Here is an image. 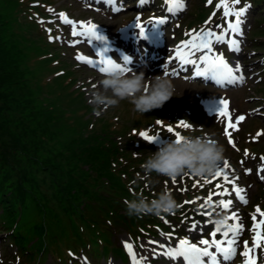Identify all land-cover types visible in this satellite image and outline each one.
Returning <instances> with one entry per match:
<instances>
[{"label":"snow or ice","instance_id":"obj_1","mask_svg":"<svg viewBox=\"0 0 264 264\" xmlns=\"http://www.w3.org/2000/svg\"><path fill=\"white\" fill-rule=\"evenodd\" d=\"M101 0H96V3H100ZM107 4L112 5L113 12H119L122 10L123 5L116 6L117 0H106ZM149 3V0H138V6L143 7ZM241 0H219L215 5V11L208 20L205 21V26L211 23L213 17L216 16L217 11L222 10L223 23L215 25L213 28H201L200 31L195 29L185 32L186 40H182L173 49V54L164 66L163 75L166 77L175 76L179 77L181 72H187L188 66L192 68V79L202 78L206 81L214 82L217 86L223 88L226 85H242L245 82V76L243 68L239 62L234 65L230 64L225 58L223 53H217L215 51L216 45H226L229 52L239 54L241 52L242 38L244 36L243 25L246 23V15L250 5L245 4L243 7H237L240 5ZM213 0H206L205 6H211ZM165 11L168 14L163 17H152L147 22H141V16L137 15L135 21L131 25L134 29L138 30L140 38H145L146 32L151 29L153 31H162L168 21V16H175L186 10V0H164ZM92 7V5H88ZM99 10V9H96ZM50 13L54 12V9L49 8ZM59 22L63 25L70 26L71 36L74 38L70 44L72 47H76L81 42L92 44L94 41L104 45L99 50L95 51V56L98 59H92L83 54L77 53L75 60L81 65L90 66L93 69H97L99 73L106 76L119 74L121 76L131 73V69L128 67L132 63V59L123 55L118 62L111 58L108 53L110 48L108 47V41L104 34L99 31V26L89 21H75L70 19L67 13L60 12L58 14ZM39 23L43 24V20H39ZM219 29V31H217ZM49 32V41L59 40L61 37H52L51 30L46 29ZM199 54V55H197ZM175 62L176 68L171 72L168 71V65ZM188 79V77H185ZM230 101L223 98H218L212 101L211 110L215 112L216 117H219L224 123L223 135L227 138L228 144L236 149L235 142L233 140V133L239 131V125L245 121L246 116L240 115L234 117L230 111ZM259 113L260 109L253 110ZM161 125V122H157ZM177 128L191 129L192 125L181 120L176 126ZM166 131L169 134L175 136L176 142L182 141V135L176 131L173 127H167ZM140 137L148 143H153L160 139V136H151L148 132L139 133ZM264 135V131L257 132L256 136ZM255 142V138L253 140ZM238 150V149H236ZM250 153L247 149L244 151V156L249 157ZM255 159V157H252ZM261 161L260 166L256 169L257 178L264 182V156L259 157ZM241 164L244 161L240 162ZM230 168L228 160H224L222 164L217 167L214 174V178H219L223 181V184L216 183V189H222L216 192H209L204 203L200 206L205 211L200 214L208 217L206 223L214 225L210 231L208 238L204 236V225H201L197 221L189 225L188 231L195 232L200 238L197 242H192L188 238H180L175 245L171 244L173 238L172 233H162L169 241L168 244L158 243L157 241L149 240V245H155L152 249L153 258L164 257L171 264H232L238 254V248L242 246V251L239 252L241 257V264H261L264 261V210L257 205L250 218L252 220V226L248 231L252 234L251 244L248 240H243L241 243V236L245 231V227L241 222L239 213L233 210L234 200L243 205L248 204L246 196V189L238 186L237 181L239 177H232L227 171ZM234 171V170H233ZM252 169H246L245 174H251ZM172 183L176 184V177L171 178ZM212 181L205 179L204 184H211ZM224 185H230L231 190ZM198 186V185H194ZM186 189H181L185 191ZM222 197L218 202L213 201V197ZM223 197H230L224 199ZM196 200L185 201V204L196 203ZM184 205L182 204V207ZM207 209H212L208 211ZM219 209L220 211H216ZM217 216L223 214L224 221L222 224H217L211 219L213 213ZM161 219H164L161 217ZM231 221V223H229ZM183 222V221H182ZM165 223L167 221L165 220ZM220 238H217V237ZM122 247L128 254L131 264H147V256H137L134 251V245L129 240L122 241ZM158 249V250H157ZM70 256H74L69 252ZM83 264H88L87 258H81ZM2 264V262H0Z\"/></svg>","mask_w":264,"mask_h":264},{"label":"trees","instance_id":"obj_2","mask_svg":"<svg viewBox=\"0 0 264 264\" xmlns=\"http://www.w3.org/2000/svg\"><path fill=\"white\" fill-rule=\"evenodd\" d=\"M7 4L8 2L0 3V88L10 87L16 91L19 105L21 104L22 111H25L22 116L23 123L28 120L31 122L30 137L45 150L46 144L51 143L48 147H54L57 152L42 158L32 155V152L36 153V151H30V147L26 144L19 147V140L13 139L20 148L18 150L12 148L13 151L29 155L30 158L37 160L35 161L37 165L38 163L46 165L41 172L45 173L49 183L28 184L26 174L1 155L0 216L2 215L1 219L9 227L20 218L16 227L19 231L16 235L14 231V238L22 246L34 241L36 246L43 248L49 241L53 244L56 237L66 239L69 235L75 238L76 244L82 245L79 228L71 218L73 213L80 215L78 213L80 203H86L87 212L94 219L97 218L99 211L103 212L104 208L112 211L114 207L111 200L98 195V191L89 190L95 187H91V182L88 181L89 177L93 176V171L87 165L101 163L98 156L103 155L104 147L102 144L95 146L98 141L96 136L87 143L72 136L57 139L58 133L53 131L55 126L49 125V122L54 120L50 116L51 113L37 108V103L33 99L34 88L38 94H42L43 90L37 85L39 81L36 75L26 67L22 59L17 44L27 41L23 36L12 32L11 28L15 22L12 12L15 5L13 4L12 7ZM55 123L54 120L53 124ZM23 135L27 136L25 132ZM27 138L29 139L28 136ZM56 141L60 142V148L55 146ZM30 144L36 149L32 142ZM103 176L108 175L99 171L97 177L100 179ZM108 180L109 183L112 182L110 176ZM93 183L96 185V182ZM114 186L118 185L114 183ZM100 188L106 191L111 189L102 185ZM27 202L32 204L31 211L35 214L27 208ZM85 231L91 238L96 235L89 228ZM102 238L108 243L106 235L103 234Z\"/></svg>","mask_w":264,"mask_h":264},{"label":"clouds","instance_id":"obj_3","mask_svg":"<svg viewBox=\"0 0 264 264\" xmlns=\"http://www.w3.org/2000/svg\"><path fill=\"white\" fill-rule=\"evenodd\" d=\"M100 88L101 91L94 92L90 99V103L96 105L98 109L116 106L127 100L132 105V110L141 115L161 109L175 93L173 83L166 76H154L146 80L143 72L106 76L100 82ZM99 114L97 111V115ZM223 160L224 147L218 140L189 134L182 135L180 143L173 139L157 152L151 153L141 164V168L146 177L156 173L169 178L182 175L204 178L214 175ZM124 203L130 217L174 215L182 207L167 189L151 200L141 194L135 199L125 200ZM214 221L222 224L224 217L218 216Z\"/></svg>","mask_w":264,"mask_h":264},{"label":"rangeland","instance_id":"obj_4","mask_svg":"<svg viewBox=\"0 0 264 264\" xmlns=\"http://www.w3.org/2000/svg\"><path fill=\"white\" fill-rule=\"evenodd\" d=\"M0 3H6L9 5V0H0ZM191 6L196 4L197 0H190ZM6 5V6H7ZM12 6V4H10ZM254 11L252 12V14ZM264 20V19H263ZM253 21V20H252ZM261 34H264V29H259ZM36 41V40H35ZM36 43H21L22 47V57L27 58V52L29 48L32 46H35ZM26 64V62H24ZM30 89H32L30 87ZM179 91L183 92L187 97L196 90L193 86H182L181 88H178ZM44 93V92H43ZM33 99L36 101V103H40L35 99V97H38V93L35 90V88L32 91ZM37 94V95H36ZM50 103V101H48ZM185 107V105H183ZM114 110H118L117 114L121 117L120 125H126L129 121V119L132 117V109L128 108L127 110L130 111L129 114H125L123 116L121 112V106L120 103L115 107ZM25 111H22L21 104L19 105L17 93L14 89L8 88V87H1L0 88V156L4 155L5 158L11 162V164H15L17 166V169L21 170L23 173L26 174L27 182L28 184L33 185L35 182H41V183H49L47 176H45V173L41 172L44 170V167L46 166L44 163H38L36 164L37 160H34L29 157V155L20 154L18 151H13L12 148L17 149L23 145H28L30 147V151H36L32 152V155L41 156L42 158H46L49 155L55 154L57 151L54 150V147H48V145H51V143H47L46 150L39 146V144L36 143L34 139H32L29 135V131L31 128V122L28 120L26 123H23L22 116ZM112 116V113L108 115V118ZM144 116H147V113L144 114ZM21 121V122H20ZM24 125H22V124ZM27 136L23 135V133ZM66 132H61V135L57 139L64 138V135ZM14 138H17L20 142V145L16 144V142L13 140ZM33 143V145L36 147V149L30 144ZM55 146L57 148H60V142H55ZM20 149V148H19ZM15 179V177H14ZM16 181V179H15ZM14 181V182H15ZM51 184V183H50ZM27 208L32 210V204L27 202L26 204ZM31 213H34L31 211ZM35 214V213H34ZM123 233H115L114 239L119 240L122 237ZM0 240H3L6 235L4 234L3 230L0 231ZM4 244L2 243V246ZM10 248V247H9ZM11 251V255H12ZM8 253V251H7ZM10 257V255H9ZM47 264H50V261L47 262Z\"/></svg>","mask_w":264,"mask_h":264}]
</instances>
